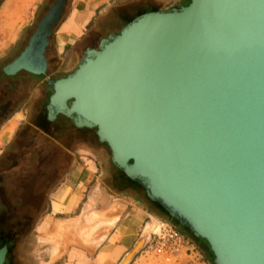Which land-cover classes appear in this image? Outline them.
<instances>
[{"label":"water","instance_id":"1","mask_svg":"<svg viewBox=\"0 0 264 264\" xmlns=\"http://www.w3.org/2000/svg\"><path fill=\"white\" fill-rule=\"evenodd\" d=\"M65 2L49 8L4 75L45 74ZM50 86L48 121L95 130L111 163L204 240L213 264H264V0L144 13ZM6 255L3 246L0 264Z\"/></svg>","mask_w":264,"mask_h":264},{"label":"crops","instance_id":"2","mask_svg":"<svg viewBox=\"0 0 264 264\" xmlns=\"http://www.w3.org/2000/svg\"><path fill=\"white\" fill-rule=\"evenodd\" d=\"M152 1L71 0L67 14L55 30L51 58L58 62L65 52L74 68L87 49L95 48L109 35L119 34L134 18L149 12L146 2ZM167 1L176 5L181 0ZM42 2L3 0L0 5V62L17 52L22 44L21 36L31 26L30 19ZM5 66L0 67V77L4 75ZM17 74L15 78L19 77ZM7 91L10 109L7 115L0 117V163L3 164L0 167V208L19 207L27 209L29 214V209L41 207L38 202L42 196L50 199L49 212L43 214L38 224L48 222V217L50 220L51 216L56 217L51 237L55 247L51 257L41 260V264H116L133 249L143 231L145 236L150 234V222L147 224L146 220L153 213L140 196L133 193L136 186L122 175L119 188L109 179L101 181L93 174L84 173L87 169L77 166L79 153L91 151L78 144L72 146L71 137L76 139L79 130L60 117L58 121L57 117L48 121L47 110L35 108V100L41 97L46 100L51 94L49 89H0V95ZM94 139L92 136L93 143ZM89 147L94 146L89 143ZM57 151L62 159L69 158V168L58 181ZM19 153L27 154L21 156L23 164L10 168L9 156ZM46 161H54V172L50 165L44 167ZM34 165L38 167L37 173L31 169ZM89 182L92 186L87 197H78V189L83 184L88 186ZM81 229L87 231L79 238ZM173 264L202 263L198 255L189 253Z\"/></svg>","mask_w":264,"mask_h":264},{"label":"rangeland","instance_id":"3","mask_svg":"<svg viewBox=\"0 0 264 264\" xmlns=\"http://www.w3.org/2000/svg\"><path fill=\"white\" fill-rule=\"evenodd\" d=\"M55 1L56 0H43L40 6L37 7V9L35 10L34 14L30 19L31 26L27 28V30H25L23 32V35L21 36L22 37L21 46L18 47L17 52L15 51V53L13 52L14 54H11V56H7L6 58H4L0 62V67L9 64L13 60V58H15L19 54L21 49L27 43L29 37L34 33L42 17L47 13L49 8L55 3ZM68 1H69L68 8H69L71 4V0ZM159 3L162 7H168L170 5L169 1L167 0H159ZM68 8L67 7L65 8V10L61 15L60 20L63 19V17H65V14H67ZM25 9L26 8L22 10L24 11ZM57 24L53 27L52 30L51 46L53 49H55L54 33L55 30L57 29ZM66 54L67 53L65 52L61 54L60 55L61 60L58 61V63L60 64V69H59L60 72L56 74H58V76L61 77H64L65 75L71 73V71L73 70V68L70 66L71 65L70 60L66 57ZM56 67H57V62H56ZM55 78H57V75L55 76ZM88 135L89 136L93 135L95 138H97L95 135V130H90ZM95 143H96V139H95ZM103 147H104V151L102 153H94L91 151L80 152L78 155L77 166L87 169V171L84 170V173L93 174L95 177H99V180L101 181H105L109 179L112 184L120 188V185L122 184V182L120 181L123 180L122 174H120V172L114 169V165L111 163V156L109 149L106 146ZM67 161H69V158L68 160H64L61 158V160L59 159L57 161V167L59 169V173H57V181L59 180L60 175L64 174L69 168ZM1 166H3L2 163H0V167ZM117 173H119V176ZM117 178L118 180H116ZM91 186H92V182H89L88 186L83 184L80 187V189H78L77 192L78 197L83 195L86 198L89 188ZM138 194L140 196V199L144 203V200L146 201L145 198L146 194L144 189H142L141 192H139ZM49 200H50L49 198L47 199L46 197L42 196L38 202L41 207L37 208V212L34 208L30 209L31 213H33V211L36 213L32 217V220H30L28 231H26V233L22 235H18L16 237V240H13V246L10 255L8 257L7 264H41L42 262L41 260H45V259L47 260L48 258L51 257L50 254H52L55 247V244L51 237L53 236L54 233V225H55L54 220L56 217L51 216L50 217L51 220L48 217L47 218L49 220L48 222L44 224L43 223L38 224L39 220H41V218L43 217V214L49 212V207L47 206ZM81 209L82 208H80V210ZM148 222H150L149 224L151 226L150 234L145 236L143 231L137 243L135 244L136 246L137 244L141 243L139 247V252L133 257V259L128 264H173L175 260H171L169 262L166 261L165 256L163 254H158L157 252L151 251L149 248L150 243L148 244V240L150 239L152 232L156 230V228L159 226L160 223L165 221H163L161 218L149 214L146 223L148 224ZM0 225H2L5 228L10 226V224H0ZM6 233L10 237L12 236L8 232ZM63 233H66V231ZM41 236L42 238H40ZM189 241L193 245V251L191 253L198 255L199 261L202 264H213L212 258H210V256L206 254V249L203 245L200 244L196 245L197 243L195 244V242L191 241L190 239ZM130 252L131 251H127L126 255H128ZM43 255H45L46 257L44 258ZM125 256H122L116 264H120L121 261L125 258Z\"/></svg>","mask_w":264,"mask_h":264},{"label":"flooded vegetation","instance_id":"4","mask_svg":"<svg viewBox=\"0 0 264 264\" xmlns=\"http://www.w3.org/2000/svg\"><path fill=\"white\" fill-rule=\"evenodd\" d=\"M68 3H69V1L66 0L65 5L63 6V11L65 10L66 7L68 8ZM188 3H189V0H181L176 5H171L172 3H170V5L168 7H162L160 5V3H159V0H153L151 3L146 2V4L148 5L147 9H148L149 12L167 11V10H171V9H179L181 7L186 6ZM146 13H148V12H146ZM51 37H52V33H51V35L49 37V43H48V46H47V50H46V52L44 54L45 59H46V64H47L45 74L44 75H39V76H34V75H31V74H29L27 72L20 71L19 72L20 74H17L19 76L18 78H15L16 76L9 77V76H5V75L2 74L3 78L0 77V89H49L51 91L50 95H52L53 90H52V88L50 86V83L53 82V81L65 78L66 76L72 74L77 69L78 64L73 68L71 73L65 75L64 77L58 76V74H56V73L60 72V70H59L60 69V64L57 62V59L51 58V56H52ZM28 41H29V39H28ZM28 41L25 44V46L21 49L19 54L15 58H13V60H15L20 55V53L25 49V47L28 44ZM97 47H98V45L95 48H90V49H97ZM56 62H57V67H56ZM56 75H57V78H55ZM7 94H9V91H7L6 94H4V95H0V99H1L0 100L1 101V103H0L1 104L0 105V117H4L5 115H7L8 112H9V109H10L11 101L7 98ZM50 95L48 96V98L46 100H45L44 97H41L42 99L41 98H37L35 100V102H34L35 108L38 107V108H43L44 110H46ZM56 117H57V121L59 120V117H60V119L64 123H69L70 124V121L67 120L66 118H63L61 115H57ZM78 130H79V132L77 133V138L74 139L75 136L71 137V141H72V144H73L72 146H75L76 144H78V146L80 148H85L87 150H91V152H94V153H102L104 151V147L103 146L107 147L106 144H101L97 140V138H95V137L94 138L96 139V143H95V139H94V143H93L92 142V136L94 134L92 136L88 135L90 130H88V129H78ZM76 140H77V142H76ZM89 143H92L94 147L93 148L89 147ZM24 155H27V154H23V153L11 154L9 156V158H8L9 162L11 163V167L10 168L17 167L20 164H23V158L21 156H24ZM61 155L62 154L57 151V161L61 158ZM53 162L54 161H47V164L50 165V169L54 172V169L52 167L53 166ZM114 169H117V168L115 167ZM57 173H59L58 167H57ZM17 185L21 186V184H17ZM133 185H135V184H133ZM137 187L138 186H136V188H133V186H132V188L134 190L133 193L137 194L139 196L138 193L141 192V190L143 188L141 187L142 188L141 189L140 187H138V188ZM144 204H145V206H147V209H149L150 212L153 213V215H155L158 218H161L163 221H165L166 223H169L176 230H178L179 227H177V225H175L173 222H171V220H169L164 214H162L161 211L158 208H156L153 204H151V203H149L148 201H145V200H144ZM179 230H180V228H179Z\"/></svg>","mask_w":264,"mask_h":264},{"label":"trees","instance_id":"5","mask_svg":"<svg viewBox=\"0 0 264 264\" xmlns=\"http://www.w3.org/2000/svg\"><path fill=\"white\" fill-rule=\"evenodd\" d=\"M2 2H3V0H0V5H1ZM35 166L36 165H34L33 168H31V169H33V171H35L37 173L38 172V167L37 166L35 167ZM44 167L47 168L48 164L45 163ZM121 174L123 175V177H125V179H127L126 176L122 172H121ZM131 183H133L136 186L141 188V186H139L137 183L132 182V181H131ZM2 194L4 195L5 193L2 192ZM20 194L21 193H19V195ZM145 198H146V196H145ZM146 201H148L149 203L153 204L156 208H158L161 211L162 214H164L169 220H171V222H173L175 225H177V227L180 228L179 232L181 234H183L186 237H188L191 241L195 242V244L197 243L196 245H198V244L203 245L205 247V249H206V254L209 255L210 258H212V262H213L214 257H213V255H212V253H211V251H210V249L208 247V244L204 240L193 237L192 233L187 229V227L179 225L178 221H176L175 219L170 218L168 216V214L157 203L150 202L148 200V198H146ZM34 209L37 212V209L36 208H34ZM29 211H30V213L27 214L26 213L27 209H22V208H19V207H14V208H6V207H4V208H0V224H10V226H8L7 228H5L2 225H0V248L3 247V246L7 247V255H6L4 264H7L8 257L10 255L11 250H12L13 240H16V237L18 235H22V234L26 233V231H28V229H29L30 220H32V217L36 213L34 211H33V213H31L30 209H29ZM6 232L11 234L12 236L10 237L9 235H7Z\"/></svg>","mask_w":264,"mask_h":264},{"label":"built area","instance_id":"6","mask_svg":"<svg viewBox=\"0 0 264 264\" xmlns=\"http://www.w3.org/2000/svg\"><path fill=\"white\" fill-rule=\"evenodd\" d=\"M149 243L150 250L163 254L168 262L193 251V245L189 239L166 222L160 223L152 232Z\"/></svg>","mask_w":264,"mask_h":264},{"label":"bare ground","instance_id":"7","mask_svg":"<svg viewBox=\"0 0 264 264\" xmlns=\"http://www.w3.org/2000/svg\"><path fill=\"white\" fill-rule=\"evenodd\" d=\"M64 229H66V226H64ZM67 229H69V227H67ZM86 231H87V229H81L80 230V233H81V235H79L78 234V237L80 238V237H83L84 236V234L86 233ZM140 244V243H139ZM138 245V244H137ZM140 245H138L137 247H136V249L139 247Z\"/></svg>","mask_w":264,"mask_h":264}]
</instances>
